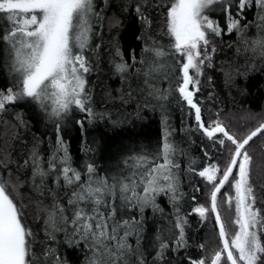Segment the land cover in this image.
Masks as SVG:
<instances>
[{"label":"trees","instance_id":"16d2710c","mask_svg":"<svg viewBox=\"0 0 264 264\" xmlns=\"http://www.w3.org/2000/svg\"><path fill=\"white\" fill-rule=\"evenodd\" d=\"M161 3L162 0H94L93 42L87 50L90 71L86 73L90 113L73 111L68 125L59 133L55 123L29 103L16 102L0 115V182L18 184L14 195L22 208L24 223L32 232L33 264H57V257L60 264H89L94 258L92 248L78 237L74 239L68 224L58 221L54 230L45 223L54 203L69 209L66 214L71 216L67 205L71 188L63 185L57 170L49 168L54 156L58 168L63 167L60 159L66 148L68 166L86 178L87 166L93 165L95 177L100 178L107 164L118 175L125 171L124 161L129 156H155L165 140L174 146L172 160L178 165L173 169L178 182L175 198L171 193L158 194L157 205H146L143 211L138 207L129 209L125 220L118 209L116 220L128 221L120 229L121 235H128L118 264H191L218 250V228L213 217L202 223L191 214L193 204L206 196L195 173L204 167L205 153L211 152L214 144L199 133L190 115L185 118L187 114L179 110L176 97L165 103V110L149 104L148 85L164 75L173 73L175 77L179 71ZM260 12L258 6L252 5L240 18L238 30L208 37L207 50L212 57L201 80L203 118L205 121L219 110L222 118L228 122L231 119L239 128L233 131L238 137L264 122V58L255 48V41L263 38ZM212 17L223 24L226 13ZM157 49L171 64L161 77L149 72L150 68L145 72L146 65L154 64ZM116 60L126 65L125 74L117 73ZM9 64L8 53L0 50V90L13 84ZM77 121H84V131ZM58 135L63 148L57 143ZM248 151L253 156L251 182L256 207L264 215V136L254 138ZM222 153H218V161L224 158ZM38 167L45 175H34ZM221 216L226 225L234 219L224 209ZM177 217L186 221V244L181 246L173 239L178 231L173 227ZM161 243L169 246L161 249ZM200 245H205L207 251Z\"/></svg>","mask_w":264,"mask_h":264},{"label":"snow or ice","instance_id":"6c2138e0","mask_svg":"<svg viewBox=\"0 0 264 264\" xmlns=\"http://www.w3.org/2000/svg\"><path fill=\"white\" fill-rule=\"evenodd\" d=\"M214 5H220L226 13L223 24L207 14ZM252 5L264 11V0H162L159 5L164 9L167 35L173 40L171 47L181 58L182 82L177 91L195 110L198 129L222 148L224 156L198 172L208 188L207 206L194 209L201 218L212 215L218 228V250L192 260L191 264H264V215L256 207L251 182L253 156L248 151L254 138L264 136V122L243 137L231 134L219 119L206 124L193 99L195 91H199V81L190 75V70L202 75V65L211 60L207 50L209 35L238 30L240 18ZM93 11V0H0V50L8 53L13 74L12 86L0 90V111L16 102L32 104L55 123L57 133L61 130L60 121L73 108L91 112L84 78L90 67L83 51L88 47ZM257 43L264 50V40ZM155 55L164 53L157 49ZM116 67L123 71L126 65ZM190 85L195 86V91L190 90ZM77 124L84 131V121ZM57 143L63 148L59 135ZM174 151V146L165 140L161 151L151 158L129 156L124 161L125 171L118 175L96 178L95 167L88 165L84 178L66 164L67 149L63 148L65 155L60 164L64 166L58 168L54 156L49 168L57 170L63 185L71 188L67 200L71 216L66 214L69 209L54 203L47 223H70L74 237L92 248L94 258L89 264H106L105 257L118 258L126 248L124 238L128 235H121L120 229L128 221L116 220L117 203L143 211L160 193L170 192L174 199L177 184L173 169L178 167L172 160ZM37 174L45 175L36 168L34 175ZM17 189L18 184L0 182V264H33L32 232L24 223L22 208L14 195ZM220 203L226 204V211L234 216L229 225L221 216ZM185 224L177 217L173 225L178 230L173 236L177 246L186 244ZM168 246L161 243V249ZM200 247L205 249V245Z\"/></svg>","mask_w":264,"mask_h":264},{"label":"rangeland","instance_id":"374dc122","mask_svg":"<svg viewBox=\"0 0 264 264\" xmlns=\"http://www.w3.org/2000/svg\"><path fill=\"white\" fill-rule=\"evenodd\" d=\"M93 4H94V0H93ZM93 8H94V5H93ZM221 12H222V8H221V6L220 5H214L213 6V10H211V11H209L207 14L209 15V18L210 19H214L212 16H218L219 14H221ZM260 16L261 17H264V11H262L261 10V12H260ZM94 18V11H93V14L91 15V17H90V23H91V34H90V39H89V43H88V47L83 51V55L85 56V58L87 59V61H88V65H89V56H88V54H87V50H88V48H90V45H91V43L93 42V19ZM261 22H263L262 24H263V38H259V40L258 41H261V40H264V19H262L261 18ZM168 38H169V42L171 43V45H172V43H173V40H172V38L171 37H169V35H168ZM258 41H255V48H256V50H258L259 49V53L261 54V58L263 57L264 58V50H262L261 49V47L258 45ZM172 48V47H171ZM172 50H173V56L175 57L174 59H175V63H176V65H179V71H178V74H176L175 75V77H174V74L173 73H171L169 76H166V75H164L162 78H158V80L156 81V83L155 84H153V83H151V84H149L150 82L148 81V87H147V92H148V94H149V99H150V101H149V104H151V105H153V106H156V107H159L161 110H165V108H164V106H166L165 105V103H167L168 101H170V98H172V97H176V100H177V102H178V105H179V110L180 111H185L186 112V117L185 118H188V115H190V114H188V111H187V109H186V105H185V103L183 102L184 100H183V98L180 96V94H179V92L177 91V87H178V84L180 83V82H182L181 81V77H182V71H181V67H182V65L179 63V61H180V56H179V54H177V53H175V51H174V49L172 48ZM115 53H116V51H115ZM209 55H210V57H212V53H208ZM259 54V55H260ZM177 58V59H176ZM211 61V60H210ZM116 62H118V60H116ZM169 61H166V59H165V57H164V55H162V56H156L155 55V62H154V64L150 67V66H148V65H146V68H145V72H146V70H147V68H150L151 70L149 71V72H151V73H154V74H156V75H158V76H162V74H164V73H166V71L167 70H169L170 69V63H168ZM119 63V62H118ZM207 63L209 64V62L206 60L205 61V64L204 65H202V75H196V73H195V70H190V75H192L193 76V79L194 80H198L199 81V85H198V87H199V91H195V86L194 85H190L189 86V88H190V90H193V91H195V101L200 105V102H204V98H203V96L202 95H200V93L202 92V87H201V80H203V78H204V67L207 65ZM120 64V63H119ZM120 65H122V64H120ZM90 67V66H89ZM128 69V68H127ZM154 69V70H153ZM125 68H124V70L123 71H117V73L119 74V72H120V74H125ZM147 73V72H146ZM230 74L229 73H227V75H226V79L228 80L229 78H230V76H229ZM148 75H146L145 77H147ZM178 76V77H177ZM84 78H85V80H86V84H85V94L86 95H89V91H87V89H88V84H87V75H86V73L84 74ZM174 79H176V80H174ZM161 81L162 82H164V84L162 85V83H161ZM175 81V82H174ZM88 97V96H87ZM89 98V97H88ZM212 97H210L209 99H211ZM21 102H23V101H21ZM14 104V103H13ZM10 105H12V104H9V105H6V107H5V109L3 110V111H0V115H2L3 113H4V111H6V110H8L7 108H8V106H10ZM201 106V105H200ZM202 107V106H201ZM92 108V107H91ZM90 108V109H91ZM79 111L78 109H75V108H73V110H71L68 114H67V116L64 118V119H62L61 121H60V126H61V128L63 127V128H65L67 125H68V123H69V121H70V119L72 118V115H73V111ZM239 113H236V115H238ZM240 114H242V113H240ZM244 114V113H243ZM91 115V114H90ZM202 115H203V113H202ZM204 116V115H203ZM223 117H224V115H222ZM222 116H221V113H220V111L219 110H216L215 112H214V116H212L211 118H207V120H206V118H205V123L206 124H211V122H212V120H214V119H219V120H221L223 123H224V125L227 127V130L231 133V134H233L234 136H235V133L233 132V131H237V129H239L237 126H233V124H232V120L230 119V121L228 122L227 120H226V117L225 118H222ZM242 117H243V115H241ZM1 117V116H0ZM236 118H238V117H236ZM204 119V118H203ZM228 122V123H226V121ZM229 120V119H228ZM201 131V130H200ZM202 132V131H201ZM14 137L16 136V135H13ZM212 142V141H211ZM216 145V146H215ZM218 146V147H217ZM210 148H211V152H207V155H206V158H207V160H206V163H207V165L206 166H208L209 164H211V163H216V162H218V160H217V155H218V153L220 154L223 150H222V148L218 145V144H214L213 146H210ZM98 147L97 146H95L94 147V153H96L95 154V157H98V155H97V153H98ZM139 155V154H138ZM141 155V154H140ZM135 156H137V155H135ZM94 160H95V158H93ZM110 168V164H107L106 166H105V174H103V173H101L102 174V176L100 177V178H103V177H111V176H114L115 174L114 173H112V171L109 169ZM38 169H42V168H40V167H38ZM122 170H125V169H122ZM86 175V174H85ZM94 176H95V173H94ZM195 176L198 178V180H200V184H205V190H206V196H205V198L204 199H201V201H199L198 202V204H196L194 207H193V209H192V213L193 214H196L200 219H201V221L203 222V223H206L207 221H209L210 220V217H212V215L211 214H209L208 215V217L207 218H201L200 216H199V214H197V213H195V211H194V209L196 208V207H199V206H202V205H204V206H207L206 205V200H207V193H208V188H207V186H206V183L204 182V180H203V178H201L199 175H198V173H195ZM176 184H177V187H178V182L176 181ZM168 193H170V192H165V193H160V195H162V194H168ZM172 194V193H171ZM158 196L156 195L155 197H154V203H149L150 205H157V201H156V198H157ZM148 204V205H149ZM117 208L118 209H120V216L122 217V219L123 220H125V216H126V213L128 212V210L129 209H132V208H134L132 205H120L119 204V202L117 203ZM127 208V209H126ZM221 209L223 210L224 209V211L227 209V205L226 204H223V203H220V212H221ZM226 213V212H225ZM47 221H48V219L45 221V223L48 225V226H51L54 230H55V226H53V225H51L50 223H47ZM68 226L69 227H72L71 226V224L69 223L68 224ZM129 230L131 229V227H127ZM71 231H72V228H71ZM129 232V231H128ZM230 233H231V231H230ZM72 234H73V232H72ZM74 237V236H73ZM72 237V238H73ZM76 237H74V239H75ZM78 239V238H77ZM97 259H100V257L97 255V257H96ZM105 259V261H106V264H112V262H113V260H115V264L117 263H119V261H120V258L118 257V258H116V257H113V258H109V257H105L104 258Z\"/></svg>","mask_w":264,"mask_h":264},{"label":"flooded vegetation","instance_id":"af4514ba","mask_svg":"<svg viewBox=\"0 0 264 264\" xmlns=\"http://www.w3.org/2000/svg\"><path fill=\"white\" fill-rule=\"evenodd\" d=\"M194 101H195V96H194ZM184 103H185V105H186V109H187V111H188V114H190V117L192 118V123H193V125L197 128V130L199 131V133L203 136V137H205L203 134H202V132L198 129V127H197V122L195 121V117H194V112H195V110L194 109H191L190 108V106L187 104V102L186 101H183ZM196 102V101H195ZM197 103V102H196ZM198 104V103H197ZM198 106L201 108V117H202V120L204 121V119H203V115H202V107L198 104ZM206 139H207V141H209L210 143H212L207 137H205ZM206 165H207V163H205V165H204V167H206ZM203 168V167H202ZM200 170H202V169H200ZM200 170H198V171H196V173H198ZM203 186H205V184H202ZM198 190L200 189L199 187L197 188ZM196 204H198V203H194L193 204V206H192V208H191V214H193L192 213V209H193V207L196 205ZM196 215V214H195ZM197 216V215H196ZM198 217V216H197ZM199 218V217H198ZM200 219V218H199ZM201 220V219H200ZM202 222V221H201ZM203 223V222H202Z\"/></svg>","mask_w":264,"mask_h":264},{"label":"water","instance_id":"95a60500","mask_svg":"<svg viewBox=\"0 0 264 264\" xmlns=\"http://www.w3.org/2000/svg\"><path fill=\"white\" fill-rule=\"evenodd\" d=\"M193 99H194V97H193Z\"/></svg>","mask_w":264,"mask_h":264}]
</instances>
